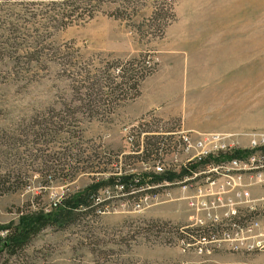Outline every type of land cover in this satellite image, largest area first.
I'll use <instances>...</instances> for the list:
<instances>
[{"label": "rangeland", "instance_id": "374dc122", "mask_svg": "<svg viewBox=\"0 0 264 264\" xmlns=\"http://www.w3.org/2000/svg\"><path fill=\"white\" fill-rule=\"evenodd\" d=\"M189 1L0 0V237L94 183L179 170L183 132L249 150L264 130V49L242 80L186 87L171 43ZM205 173L186 190L103 187L0 264H264V170L243 166L232 186L238 172Z\"/></svg>", "mask_w": 264, "mask_h": 264}, {"label": "crops", "instance_id": "0c3cea01", "mask_svg": "<svg viewBox=\"0 0 264 264\" xmlns=\"http://www.w3.org/2000/svg\"><path fill=\"white\" fill-rule=\"evenodd\" d=\"M185 23L181 33L172 37L171 50L173 57L183 59L179 71L184 73L186 87H205L206 83L210 84L206 87H217L213 83L230 79V73L242 80L243 73L253 71L251 67L258 64L260 50L264 49L261 0H190ZM175 105L165 107L161 113L166 117L176 115ZM199 123L187 127L204 128Z\"/></svg>", "mask_w": 264, "mask_h": 264}, {"label": "trees", "instance_id": "16d2710c", "mask_svg": "<svg viewBox=\"0 0 264 264\" xmlns=\"http://www.w3.org/2000/svg\"><path fill=\"white\" fill-rule=\"evenodd\" d=\"M79 9L80 8L77 7V10ZM77 10H73L71 13L75 14ZM0 49H2V45H0ZM133 65L134 63H131L129 64L130 68L128 67V69L122 68L118 70L119 78L120 80H123L121 85L124 84V79L127 74L129 75L134 73L130 71L133 69ZM127 70L130 72H128ZM143 79L144 78H142L140 82ZM138 82L139 81H136L133 86L136 92V96H139L140 87ZM79 86L81 87H79L78 90L84 88V83ZM83 101L84 100H79V104L82 105ZM250 154V151L235 150L232 153H229L215 160L209 159L206 161H201L199 164L194 165L193 169H198L201 165H204L206 163L216 162L219 164L234 159H242ZM187 175H189V172L187 170H183L181 175H177L172 172H168L163 176H157L154 174L135 176L133 174H126L119 179L112 177L107 181H102L96 184L94 183L90 188H87L84 191L74 194L68 198H65V200H63V202L58 205L57 208L50 214L44 215V213H41L37 214L36 216H22L19 225H8L4 227L3 232H5L6 235L0 237V255H2L3 253H7L10 256H14L28 245L31 237L34 234H37L50 226L64 227L65 225H68L77 211L88 209L93 206V204L95 203V197L99 195V190L101 191L111 184H120L123 186V190L127 192L132 188H140L148 184L156 186L162 184L163 182L173 183L175 182V180L181 179Z\"/></svg>", "mask_w": 264, "mask_h": 264}, {"label": "built area", "instance_id": "2783aa9c", "mask_svg": "<svg viewBox=\"0 0 264 264\" xmlns=\"http://www.w3.org/2000/svg\"><path fill=\"white\" fill-rule=\"evenodd\" d=\"M178 141V144L180 146H183V153L188 158L187 163L180 167L179 170L166 169L164 168V166L157 165L153 174L157 176H163L168 172H172L177 175H181L183 170H187L189 172V175L184 176L181 179H177L173 183L163 182L162 184L156 186L154 185L153 188L156 189L158 187H162L163 185L176 186L180 183L184 184L183 189L186 190L190 188L189 185L191 183L197 181V179L199 177H202V175H205V172L211 173L212 171L217 172L219 170H224L228 173H239L238 176H236L231 180V182H229V185L232 186L236 185V181H238V183H242L244 175H241V168H243V166L256 167V174L253 175L251 179L262 178L260 172L264 170V130L254 134L251 139L249 150L237 149L242 151H250L251 154L247 157L222 162L219 164L216 162L206 163L204 165H201L198 169H193V166L199 164L201 161L221 158L229 153H232L235 150L227 143L226 138L219 135H206L197 139L190 133L183 132L180 134ZM208 180L210 187L217 186L216 182L211 181L209 178ZM116 189L123 190V186L117 184ZM202 193V190H199L198 194L200 195Z\"/></svg>", "mask_w": 264, "mask_h": 264}, {"label": "bare ground", "instance_id": "6f19581e", "mask_svg": "<svg viewBox=\"0 0 264 264\" xmlns=\"http://www.w3.org/2000/svg\"><path fill=\"white\" fill-rule=\"evenodd\" d=\"M242 169V168H241ZM247 169V168H246Z\"/></svg>", "mask_w": 264, "mask_h": 264}]
</instances>
